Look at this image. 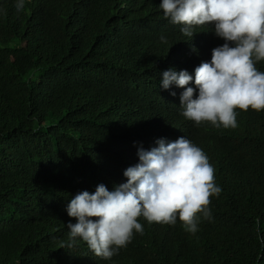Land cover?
Returning <instances> with one entry per match:
<instances>
[{
    "label": "trees",
    "instance_id": "1",
    "mask_svg": "<svg viewBox=\"0 0 264 264\" xmlns=\"http://www.w3.org/2000/svg\"><path fill=\"white\" fill-rule=\"evenodd\" d=\"M160 2L0 0V264H264V110L237 109L235 128L180 114L183 89L160 88L162 73L192 74L223 40L210 24L184 36ZM182 136L221 187L195 234L139 217L111 260L62 248L72 196L111 191L138 147Z\"/></svg>",
    "mask_w": 264,
    "mask_h": 264
},
{
    "label": "clouds",
    "instance_id": "2",
    "mask_svg": "<svg viewBox=\"0 0 264 264\" xmlns=\"http://www.w3.org/2000/svg\"><path fill=\"white\" fill-rule=\"evenodd\" d=\"M23 6L24 0H16L18 11ZM158 8L166 20L181 26L184 36L193 38L195 26L210 24L223 40L192 74L174 67L162 73L160 88L183 89V117L197 125L208 121L235 128L237 109L264 110V72L255 66L264 61V0H161ZM155 144L147 150L138 147V162L123 171L125 182L111 191L101 183L94 192L79 191L68 200L65 211L75 222L66 224L68 242L62 248L82 240L95 256L111 260L131 241L134 230L143 232L139 217L168 225L179 218L192 234L201 215L211 219L209 198L218 196L221 187L207 155L185 136L160 138Z\"/></svg>",
    "mask_w": 264,
    "mask_h": 264
}]
</instances>
